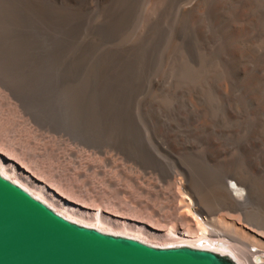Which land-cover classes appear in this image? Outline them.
I'll use <instances>...</instances> for the list:
<instances>
[{
  "label": "rangeland",
  "instance_id": "obj_1",
  "mask_svg": "<svg viewBox=\"0 0 264 264\" xmlns=\"http://www.w3.org/2000/svg\"><path fill=\"white\" fill-rule=\"evenodd\" d=\"M37 1L42 4L56 3L53 6L61 8L62 1L67 0ZM72 1L76 8L80 5L87 7V17L74 19L71 23L50 24L14 3L15 0H0V159L8 165L5 168L0 164V171L7 170L11 181L22 183L37 199L44 200L60 215L70 217L78 224L138 238L157 247L186 245V241L189 242L186 246L193 245L197 240H185L182 234L193 232L200 236L204 227L199 221L203 222L200 220L203 218L183 187L191 179L201 183L194 172L197 165L195 159L205 161L213 149L220 151V161L233 159L246 149L250 150V141L255 137L256 129L253 123L260 120L264 123V115L252 112L239 116L233 110L232 103L247 95L236 84L231 89L228 87L225 96L217 97L219 109L227 110L228 114L218 118V126L208 130L204 127V112L201 110V105L210 104L205 95L184 102L186 92L194 89L191 74L196 72V67L187 51L191 45L186 43L187 31L182 29V12L183 8H196L201 0H168V5L162 7L163 15L152 20L146 15L151 0H130L133 6L125 17L122 15L120 24H110L106 16L102 18L103 0ZM11 2L14 3L12 6ZM258 2L262 3L257 12V15L260 14L248 38L260 44L264 42V0ZM123 7L121 3L114 9L120 14ZM204 34L206 38L195 43L203 56L204 53L212 56L224 52V37H211L207 41L210 30ZM214 61L217 63V59ZM205 67L197 81L214 74L208 65ZM256 70L264 78V65ZM176 103L179 105L174 107ZM160 106L165 108L160 111ZM115 118L118 121L112 124ZM239 118H244L243 122ZM166 142L172 144L174 153L164 145ZM262 142L255 144L256 152H264ZM135 178L137 185L131 181ZM230 188L235 187L232 184ZM172 194L177 196L176 202L171 199ZM173 213L183 219L182 223L165 219ZM206 230H209L207 233L217 234L211 228ZM259 238L264 246V237ZM196 247L200 244L197 243ZM248 250L254 251V246ZM259 252L264 257L262 251Z\"/></svg>",
  "mask_w": 264,
  "mask_h": 264
},
{
  "label": "bare ground",
  "instance_id": "obj_2",
  "mask_svg": "<svg viewBox=\"0 0 264 264\" xmlns=\"http://www.w3.org/2000/svg\"><path fill=\"white\" fill-rule=\"evenodd\" d=\"M82 1V0H81ZM133 1V0H132ZM130 0H103V15L106 16L107 23L120 24L123 21V16L133 6ZM139 1V0H138ZM137 1V2H138ZM174 1V0H173ZM189 1V0H188ZM191 1V0H190ZM189 1V2H190ZM140 2V1H139ZM181 2V1H180ZM20 7L29 13L37 16L43 22L50 24L55 22L71 23L74 19L87 17L88 10L84 5L78 8L74 7L72 0L62 1L61 8L53 6L56 3L42 4L37 0H15ZM11 2L12 4H14ZM100 3V2H99ZM123 3V10L117 14L114 7H119ZM143 3V2H142ZM168 0H151L148 9H146L147 19L154 17H161L163 15L162 7L168 5ZM175 3V2H174ZM3 4V3H2ZM1 4V5H2ZM10 4V3H9ZM78 4V3H77ZM89 4V3H88ZM147 4V3H146ZM176 4V3H175ZM93 5V3H92ZM102 5V6H103ZM173 5V4H172ZM177 5V4H176ZM185 5L186 2H185ZM183 5V7L185 6ZM262 3L258 0H231L227 2L218 1L213 3L211 0H201L199 5L193 9H187L186 6L182 12L181 25L184 31H187L186 43L191 45L187 48L188 54L192 57L191 62L196 69L191 77L194 80V89L186 92L184 102L187 103L188 99H197L201 94H204L208 99L209 105H201V110L204 112L203 121L205 128L208 130L214 126H218L217 119L224 117L227 110L219 109L217 97L225 96V91L228 87L236 84L238 88H243L246 92V97L242 96L237 98L232 105L235 107L233 110L239 116H246L248 113L257 112L264 115V78H261L256 73L257 67L264 65V42L257 44L250 38L248 33L251 28L256 24L257 12ZM3 6V5H2ZM14 6V5H13ZM101 6V5H100ZM122 6V5H121ZM147 6V5H146ZM188 6V5H187ZM6 7V6H5ZM99 7V4H98ZM141 7V6H140ZM139 7V8H140ZM182 7V6H181ZM4 8V7H3ZM21 8V10H22ZM116 8V9H117ZM138 8V7H137ZM166 8V7H165ZM171 8V7H170ZM189 8V6H188ZM262 8V7H261ZM96 9V8H95ZM100 9V8H99ZM145 9V8H144ZM169 9V8H168ZM172 9V8H171ZM97 10V9H96ZM136 10V9H135ZM1 11V10H0ZM95 12V10H93ZM92 11V12H93ZM144 11V10H143ZM11 12V11H10ZM17 12V11H16ZM118 12V10H117ZM168 12V10H167ZM177 12V11H176ZM171 13V11H170ZM7 14V13H6ZM13 14V13H12ZM21 14V13H20ZM28 14V13H27ZM90 14V12H89ZM145 14V12H144ZM15 15V14H14ZM17 15V14H16ZM24 15V14H23ZM100 15V16H101ZM123 15V16H122ZM141 15V13H140ZM175 15V14H174ZM179 15V14H178ZM142 16V15H141ZM170 16V15H169ZM23 17V16H22ZM144 17V16H143ZM128 18V17H127ZM134 18V17H133ZM179 18V17H178ZM259 18V17H258ZM261 18V17H260ZM15 19V18H14ZM37 19V18H36ZM172 19V18H171ZM25 20V19H24ZM83 20V19H82ZM134 20V19H133ZM157 20V19H156ZM174 20V19H173ZM180 20V19H179ZM132 21V20H131ZM130 21V22H131ZM169 21V20H168ZM17 22V21H16ZM28 22V21H27ZM80 22V21H79ZM104 22V21H103ZM144 22V20H143ZM176 22V21H175ZM263 22V21H262ZM125 23V22H124ZM127 23V20H126ZM177 23V22H176ZM179 23V22H178ZM23 24V23H22ZM28 24V23H27ZM59 24V23H58ZM131 24V23H130ZM138 24V23H137ZM162 24V21H161ZM264 24V23H263ZM29 25V24H28ZM38 25V24H37ZM49 25V24H48ZM147 25V23H146ZM145 25V26H146ZM157 25V23H156ZM155 25V26H156ZM123 25L121 24V27ZM132 26V25H131ZM130 26V27H131ZM149 26V25H148ZM164 26V25H163ZM176 26V25H175ZM35 27V26H34ZM62 27V26H61ZM87 28V27H86ZM96 28V27H95ZM104 28V27H103ZM135 28V27H134ZM157 28V27H156ZM172 28V27H171ZM254 28V27H253ZM30 29V28H29ZM88 29V28H87ZM127 29V28H126ZM154 29V27H153ZM261 29V28H260ZM98 30V29H97ZM119 30V29H118ZM142 30V29H141ZM140 30V32H141ZM156 30V29H155ZM175 30V29H174ZM210 30L211 37H224L226 43L224 52L216 53L212 56H207V53L201 54L195 47L196 41L204 38V32ZM64 31V30H63ZM83 31V30H82ZM91 31V30H90ZM108 31V30H106ZM114 31V30H113ZM124 31V30H123ZM257 31V30H256ZM93 32V30H92ZM139 32V31H138ZM261 32V31H260ZM86 33V32H85ZM136 33V32H135ZM176 33V32H175ZM53 34V33H52ZM83 34V33H81ZM115 34V33H114ZM156 34V33H155ZM74 35V34H73ZM140 35V34H139ZM143 35V34H142ZM101 36V35H100ZM133 36V35H130ZM137 36V35H136ZM151 36V35H150ZM153 36V35H152ZM156 36V35H155ZM208 36V35H207ZM250 36V35H249ZM138 37V36H137ZM142 37V36H141ZM172 37V35H171ZM58 38V37H57ZM119 38V37H118ZM122 38V37H121ZM144 38V37H143ZM262 38V37H261ZM131 39V38H130ZM171 39V38H170ZM175 39V38H174ZM183 39V37L181 38ZM58 40V39H57ZM163 40V39H162ZM110 41V40H109ZM122 41V40H121ZM161 41V40H160ZM170 41V40H168ZM222 41V40H221ZM220 41V42H221ZM118 43V42H117ZM116 43V44H117ZM133 43V42H132ZM131 43V44H132ZM169 43V42H168ZM217 43V42H216ZM78 44V43H77ZM83 44V43H82ZM81 44V45H82ZM109 44V43H108ZM112 44V43H110ZM127 44V43H126ZM129 44V43H128ZM152 44V43H151ZM204 44V43H203ZM73 45V44H72ZM80 45V46H81ZM133 45V44H132ZM136 45V44H135ZM201 45V44H200ZM210 45V44H209ZM214 45V43H213ZM79 46V47H80ZM83 46V45H82ZM127 46V45H126ZM149 46V45H148ZM164 46V45H163ZM183 46V45H182ZM186 46V45H185ZM206 46V45H205ZM145 47V46H144ZM162 47V46H161ZM200 47V46H197ZM116 48V47H115ZM135 48V47H134ZM166 48V47H165ZM170 48V47H169ZM210 48V47H209ZM215 48V47H214ZM101 49V48H100ZM99 49V50H100ZM119 49V48H118ZM217 49V46L216 48ZM223 49V48H222ZM126 50V49H124ZM131 50V49H130ZM164 50V49H163ZM166 50V49H165ZM203 50V49H202ZM209 50V49H208ZM97 51V49H96ZM101 51V50H100ZM107 51V50H106ZM140 51V50H139ZM178 51V50H177ZM181 51V50H180ZM206 51V50H205ZM222 51V50H221ZM95 52V51H94ZM108 52V51H107ZM153 52V51H152ZM168 52V51H167ZM175 52V51H174ZM208 52V51H207ZM126 53V52H125ZM139 53V52H138ZM160 53V51H159ZM182 53V52H181ZM185 53V52H184ZM60 54V53H59ZM120 54V52H119ZM175 54V53H174ZM180 54V53H179ZM141 55V54H140ZM148 55V54H146ZM165 53L163 54V56ZM99 56V55H98ZM105 56V55H104ZM123 56V55H122ZM134 56V55H133ZM145 56V55H144ZM151 56V55H150ZM157 56V54H156ZM183 56V55H182ZM118 57V56H116ZM120 57V56H119ZM137 57V56H136ZM135 57V58H136ZM185 57V56H184ZM110 58V56H109ZM178 58V57H177ZM127 59V58H126ZM146 59V58H145ZM159 59V58H158ZM189 59V58H188ZM217 59V63L214 61ZM93 60V59H92ZM131 60V59H130ZM151 60V59H149ZM172 60V59H171ZM174 60V58H173ZM187 60V59H186ZM89 61V60H88ZM110 61V60H109ZM112 61V60H111ZM120 61V60H119ZM124 61V60H123ZM133 61V59H132ZM138 61V60H137ZM145 61V60H143ZM166 61V60H164ZM154 62V61H153ZM157 62V61H156ZM174 62V61H173ZM188 62V61H187ZM92 63V62H91ZM95 63V62H94ZM101 63V62H100ZM124 63V62H123ZM138 63V62H137ZM164 63V62H163ZM125 64V63H124ZM129 64V63H128ZM136 64V63H135ZM134 64V65H135ZM150 64V63H149ZM167 64V63H166ZM158 65V64H157ZM172 65V64H171ZM170 65V66H171ZM205 65H208L214 74L206 76L200 85L197 87L196 83L200 76L203 75ZM95 66V65H94ZM166 66V65H165ZM173 66V65H172ZM129 67V66H127ZM140 67V66H139ZM193 67V66H192ZM102 69V67H100ZM148 68V67H147ZM181 68V67H180ZM111 69V68H110ZM119 69V68H118ZM155 69V68H154ZM163 69V68H162ZM165 69V68H164ZM108 70V69H107ZM184 70V69H183ZM186 70V69H185ZM256 70V71H255ZM120 71V70H119ZM118 71V73H119ZM159 71V70H158ZM121 72V71H120ZM137 72V71H136ZM146 72V68H145ZM180 72V71H179ZM108 73V72H107ZM162 73V72H161ZM172 73V72H171ZM185 73V72H184ZM152 74V72H151ZM157 74V73H156ZM163 74V73H162ZM167 74V73H166ZM173 74V73H172ZM82 75V74H81ZM109 75V74H108ZM160 75V74H159ZM184 75V74H183ZM261 75V74H260ZM127 76V75H126ZM171 76V75H170ZM189 76V75H188ZM122 77V76H121ZM185 77V76H184ZM90 78V76H89ZM130 78V77H129ZM140 78V77H139ZM157 78V77H156ZM181 78V77H180ZM187 78V77H186ZM93 79V78H92ZM91 79V80H92ZM113 79V78H112ZM149 79V78H148ZM167 79V78H166ZM101 80V79H100ZM154 80V79H153ZM156 80V79H155ZM185 80V79H184ZM152 81V79H151ZM189 81V80H188ZM108 82V81H107ZM164 82V81H163ZM167 82V81H166ZM100 83V82H99ZM113 83V80H112ZM151 83V82H150ZM149 83V86H150ZM176 83V81H175ZM193 83V82H192ZM3 84V82H1ZM5 84V83H4ZM108 83H106L107 85ZM182 84V82H181ZM184 84V83H183ZM191 84V83H190ZM198 84V83H197ZM117 85V84H116ZM143 85V84H142ZM148 85V84H147ZM171 85V84H170ZM192 85V84H191ZM5 86V85H4ZM3 86V87H4ZM10 86V85H9ZM91 86V85H90ZM96 86V84H95ZM111 86V85H110ZM179 86V85H178ZM182 86V85H181ZM193 86V85H192ZM169 87V86H168ZM186 87V86H184ZM7 88V87H5ZM107 88V87H106ZM116 87H114L115 89ZM131 88V86H130ZM150 88V87H149ZM154 88V87H153ZM156 88V87H155ZM182 88V87H181ZM189 88V87H188ZM237 88V87H236ZM92 89V88H90ZM99 89V88H98ZM121 89V88H120ZM165 89V87L163 88ZM183 89V88H182ZM9 90V89H8ZM12 90V89H11ZM75 90V89H74ZM170 90V89H169ZM205 90V91H204ZM83 91V90H82ZM118 91V90H114ZM124 91V90H123ZM99 92V91H97ZM113 92V91H112ZM155 92V91H154ZM236 92V91H235ZM238 92V91H237ZM12 93V92H11ZM94 93V92H93ZM101 93V92H100ZM108 93V92H103ZM179 93V92H178ZM234 93V92H233ZM244 93V92H243ZM97 94V93H96ZM114 94V93H113ZM148 94V92H147ZM150 94V93H149ZM169 94V93H168ZM185 94V92L183 93ZM90 95V94H89ZM157 95V94H156ZM228 95V94H227ZM100 96V95H99ZM144 96V95H143ZM142 96V97H143ZM155 96V94H154ZM165 96V95H164ZM163 96V97H164ZM182 96V95H181ZM229 96V95H228ZM237 96V95H236ZM83 97V96H82ZM114 97V96H113ZM202 97V96H201ZM91 98V97H90ZM108 98V97H107ZM148 98V97H147ZM154 98V97H153ZM172 98V97H170ZM235 98V97H234ZM86 99V98H85ZM89 99V98H88ZM105 99V98H104ZM114 99V98H113ZM127 99V98H126ZM143 99V98H142ZM146 99V98H145ZM168 99V98H167ZM219 99V98H218ZM226 99V97H225ZM108 100V99H107ZM132 100V99H131ZM137 100V99H136ZM153 100V99H152ZM181 100V98H180ZM90 101V100H89ZM94 101V100H93ZM97 101V100H96ZM114 101V100H113ZM159 101V100H158ZM173 101V100H172ZM194 101V100H193ZM225 101V100H224ZM21 102V101H20ZM105 102V101H104ZM111 101L109 100V103ZM136 102V101H135ZM151 102V101H150ZM234 102V101H233ZM92 103V102H91ZM100 103V102H99ZM112 103V102H111ZM118 103V102H117ZM144 103V102H143ZM159 103V102H158ZM174 103V102H173ZM184 103V105H185ZM205 103V101L203 102ZM134 104V102H133ZM139 104V103H138ZM183 104V103H182ZM190 104V103H189ZM221 104V103H220ZM136 105V104H135ZM154 105V104H153ZM156 105V104H155ZM154 105V106H155ZM170 104H167V106ZM179 105L174 104V107ZM98 106V105H97ZM106 106V105H105ZM171 106V105H170ZM103 107V105H102ZM109 107V106H108ZM159 107V106H158ZM192 107V106H191ZM194 107V106H193ZM229 107H231L229 105ZM119 108V107H118ZM147 108V107H146ZM165 106H160V111ZM167 108V107H166ZM178 108V107H177ZM176 108V109H177ZM200 108V107H198ZM108 109V108H107ZM123 109V108H122ZM194 109V108H193ZM144 109H142L143 111ZM154 110V109H153ZM170 110V109H169ZM97 111V110H96ZM118 111V110H117ZM136 111V110H135ZM139 111V110H138ZM171 111V110H170ZM175 111V110H174ZM233 111V112H234ZM115 112V110H114ZM125 112V111H124ZM156 112V111H155ZM173 112V111H172ZM186 112V111H185ZM234 112V113H235ZM122 113V112H121ZM138 113V112H137ZM161 113V112H160ZM96 114V112H95ZM100 114V113H99ZM141 114V113H140ZM179 114V113H178ZM259 114V115H260ZM97 115V114H96ZM125 115V114H123ZM136 115V113H135ZM134 115V116H135ZM162 115V114H161ZM147 116V115H146ZM102 117V116H101ZM118 117V116H117ZM128 117V116H127ZM131 117V116H130ZM165 117V116H164ZM103 118V117H102ZM114 118V117H113ZM140 118V117H138ZM163 118V117H162ZM110 119V118H109ZM108 119V120H109ZM137 119V118H136ZM135 119V120H136ZM240 119V118H239ZM244 119V118H242ZM242 119H240L242 121ZM103 120V119H102ZM124 120V119H123ZM187 120V119H186ZM249 120V119H248ZM111 121V120H110ZM118 121L115 118L112 124ZM134 121V119H133ZM138 121V120H137ZM219 121V120H218ZM238 121V120H237ZM261 121V120H260ZM256 121L253 124L256 127L255 137L250 141V150H245L240 155L230 160L220 161V151L213 149L212 153L201 159H195L197 162L194 172L199 176L201 183L196 179H191L185 185L184 190L190 195L198 207L201 223L202 233L196 236L195 233H183V239L197 240L199 249L211 250L218 252L222 255H228L233 258L238 264H264V257L259 255V251L264 255V246L259 237H264V152H256L255 144L259 141H264V123ZM149 122V121H148ZM202 122V121H201ZM240 122V121H239ZM243 122V121H242ZM121 123V122H120ZM137 123V122H135ZM153 123V122H152ZM235 123V121H234ZM132 124V123H131ZM221 124V123H220ZM242 124V123H241ZM117 125V124H116ZM135 125V124H134ZM149 125V124H148ZM197 125V124H196ZM132 126V125H131ZM156 126V125H155ZM234 126V125H232ZM117 127V126H116ZM134 127V126H133ZM154 127V126H153ZM190 127V126H189ZM228 127V126H227ZM170 128V127H169ZM218 128V127H217ZM221 128V127H220ZM219 128V129H220ZM229 128V127H228ZM239 128V127H237ZM108 129V128H107ZM132 129V127H131ZM178 129V128H177ZM193 129V128H192ZM195 129V128H194ZM234 129V128H233ZM243 129V128H242ZM249 129V128H248ZM119 130V128H118ZM124 130V129H123ZM174 130V128H173ZM198 130V129H197ZM202 130V129H201ZM232 130V129H231ZM216 131V130H215ZM218 131V130H217ZM236 131V130H235ZM126 132V130H125ZM135 133V131H134ZM133 133V135H134ZM223 133V132H221ZM225 133V132H224ZM247 133V131H246ZM106 134V133H105ZM111 134V133H110ZM117 134V133H116ZM138 134V133H137ZM126 135V134H124ZM132 135V136H133ZM178 135V134H177ZM191 135V133H190ZM105 136V135H104ZM185 136V135H184ZM246 136V135H245ZM191 137V136H190ZM216 137V136H215ZM219 137V136H218ZM94 138V137H93ZM106 138V137H105ZM137 138V137H136ZM186 138V137H185ZM224 138V136H223ZM134 139V138H133ZM141 139V136H140ZM194 139V138H193ZM243 139V138H242ZM102 140V139H101ZM106 140V139H105ZM109 140V139H108ZM107 140V141H108ZM178 140V139H177ZM188 140V139H187ZM216 140V139H215ZM221 140V139H220ZM240 140V139H239ZM193 141V140H192ZM93 142V141H92ZM131 142V141H130ZM184 142V141H183ZM188 142V141H187ZM208 142V141H207ZM109 143V142H108ZM119 143V142H118ZM138 143V142H137ZM144 143V142H143ZM167 143V142H166ZM190 143V142H189ZM195 143V142H194ZM222 143V140H221ZM232 143V142H231ZM236 143V142H235ZM264 143V142H262ZM261 143V144H262ZM107 144V142H106ZM140 144V143H139ZM142 144V142H141ZM203 144V143H202ZM229 143H227L228 146ZM111 145V144H110ZM131 145V144H130ZM163 145V144H162ZM167 145L171 153H174L172 144ZM93 146V145H92ZM97 146V145H96ZM94 146V147H96ZM109 147V145H107ZM119 146V145H118ZM123 146V145H122ZM179 146V145H178ZM177 146V147H178ZM234 146V145H233ZM98 147V146H97ZM104 148V146H100ZM99 147V148H100ZM164 147V146H163ZM224 147V146H222ZM229 147V146H228ZM238 147H241L240 145ZM264 147V146H263ZM141 148V147H140ZM145 148V146H144ZM161 148V147H160ZM197 148V147H196ZM207 148V145H206ZM215 148V147H214ZM124 149V148H123ZM138 149V148H137ZM210 149V148H209ZM223 149V148H222ZM240 149V148H239ZM238 149V150H239ZM196 150V149H195ZM206 150V149H205ZM149 151V150H148ZM179 151V150H178ZM188 151V149H187ZM201 151V150H200ZM227 151V150H226ZM140 152V151H139ZM138 152V153H139ZM126 153V152H125ZM132 153V152H131ZM146 153V152H145ZM201 153V152H200ZM225 153V152H224ZM237 153V152H235ZM127 155V154H126ZM130 155V154H129ZM141 155V154H140ZM145 155V154H144ZM153 155V154H152ZM154 156V155H153ZM152 156V157H153ZM224 156V155H223ZM129 157V156H128ZM131 159V158H130ZM133 159V158H132ZM151 159V158H150ZM174 159V158H173ZM190 159V158H188ZM179 160V159H178ZM146 161V160H145ZM156 161V160H155ZM176 161V160H175ZM141 162V161H140ZM157 162V161H156ZM139 163V162H138ZM148 163V161H147ZM175 163V162H173ZM0 164L3 167H8L7 163L0 159ZM146 164V163H145ZM163 164V163H162ZM173 165V164H172ZM153 166V165H152ZM151 167V166H150ZM170 167V166H169ZM174 167V166H173ZM179 167V166H177ZM146 168V167H145ZM154 168V167H153ZM143 169V168H142ZM174 169V168H173ZM178 169V168H177ZM145 170V169H144ZM152 170V169H151ZM170 170V169H169ZM186 170V169H185ZM173 171V170H172ZM149 172V171H147ZM151 172V171H150ZM171 172V171H170ZM175 172V171H174ZM184 172V171H183ZM0 173L9 180H12L7 170L0 171ZM172 173V172H171ZM176 173V172H175ZM173 174V173H172ZM171 174V175H172ZM186 174V173H185ZM167 175V174H166ZM129 176V175H128ZM132 176V175H131ZM164 176V174H163ZM176 176V174H175ZM191 176V175H190ZM166 177V176H165ZM186 177V176H185ZM128 178V177H127ZM133 177H131L132 179ZM167 178V177H166ZM129 179V178H128ZM136 179V178H135ZM172 180V179H171ZM134 185H137V179L131 180ZM170 182V181H169ZM28 190L36 197L25 185L20 182H15ZM234 185V189L230 185ZM130 185V183H129ZM140 185V184H139ZM173 185V184H172ZM172 187V186H171ZM132 188V187H131ZM139 189L145 191L142 187ZM183 190V191H184ZM142 192V191H141ZM185 193V192H183ZM133 195V194H132ZM131 195V196H132ZM186 195V194H185ZM38 197V196H37ZM136 197V196H134ZM177 196L172 194L171 199L175 200ZM41 199V198H40ZM138 199V198H137ZM189 199V200H191ZM43 200V199H42ZM44 201V200H43ZM107 201V200H106ZM110 201V200H109ZM66 203V202H65ZM48 204V203H47ZM70 206V205H69ZM118 206V205H117ZM195 206V207H196ZM119 207V206H118ZM190 207V206H189ZM70 208L75 209L74 206ZM119 208H122L121 206ZM175 208V207H173ZM127 209V208H126ZM197 209V208H196ZM252 209V211H250ZM56 210V209H55ZM130 210V208H129ZM172 211V210H171ZM174 212V209H173ZM58 213V212H57ZM62 215V214H61ZM63 216V215H62ZM66 216V215H65ZM66 218V217H65ZM74 222V219L67 217ZM96 219H98L96 217ZM164 219V217L162 218ZM166 220H178L182 223L183 219L178 218L174 213L165 217ZM263 221V222H262ZM140 222V221H139ZM145 222V221H144ZM142 223V221H141ZM203 224V226H202ZM88 227V226H87ZM206 227V228H205ZM92 228V227H91ZM211 228L214 232L207 233L206 230ZM139 229H141L139 227ZM104 231V230H103ZM102 231V232H103ZM189 233V234H188ZM138 239V238H137ZM183 240L182 242H185ZM189 245V242L186 241ZM185 242V243H186ZM194 242L190 247L197 248ZM191 244V242H190ZM202 244V245H201ZM254 246V251H250V247ZM254 259V260H253Z\"/></svg>",
  "mask_w": 264,
  "mask_h": 264
},
{
  "label": "water",
  "instance_id": "obj_3",
  "mask_svg": "<svg viewBox=\"0 0 264 264\" xmlns=\"http://www.w3.org/2000/svg\"><path fill=\"white\" fill-rule=\"evenodd\" d=\"M0 264H238L186 245L157 247L73 222L0 173Z\"/></svg>",
  "mask_w": 264,
  "mask_h": 264
}]
</instances>
